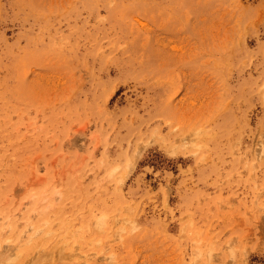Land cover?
<instances>
[{"label": "rangeland", "instance_id": "1", "mask_svg": "<svg viewBox=\"0 0 264 264\" xmlns=\"http://www.w3.org/2000/svg\"><path fill=\"white\" fill-rule=\"evenodd\" d=\"M0 264H264V0H0Z\"/></svg>", "mask_w": 264, "mask_h": 264}, {"label": "bare ground", "instance_id": "2", "mask_svg": "<svg viewBox=\"0 0 264 264\" xmlns=\"http://www.w3.org/2000/svg\"><path fill=\"white\" fill-rule=\"evenodd\" d=\"M114 170H116V167L115 168H113L112 169V171H114ZM111 171V172H112ZM63 220H64V218L62 219V218H60V221L59 222H63ZM83 221H85V220H83ZM105 224V217L103 216V217H100V218H97L93 223H92V225H91V223L90 222H87V221H85V222H83V223H81V227H82V229H84L85 231H87V232H92V228H96V229H101V227L103 226ZM123 224V223H122ZM133 227H136L137 225L133 222ZM63 226V225H62ZM78 227H79V225H78ZM104 227V226H103ZM102 227V228H103ZM77 229V228H76ZM75 229V230H76ZM80 229V228H79ZM39 231H40V229H39ZM48 231V230H47ZM34 232H38V229L37 230H34ZM40 233V232H39ZM46 234H48V232L46 233ZM32 235V234H31ZM33 237V236H32ZM36 237V236H35ZM43 237V236H42ZM9 240V239H8ZM32 241V240H31ZM33 242V241H32ZM65 242V241H64ZM39 243V242H38ZM61 243V242H60ZM61 245V247H60V249L62 248V244H60ZM44 247V246H43ZM25 248V247H24ZM50 249V248H49ZM46 251V250H45ZM106 258L107 259H112V255H108V256H106ZM105 258V259H106Z\"/></svg>", "mask_w": 264, "mask_h": 264}]
</instances>
